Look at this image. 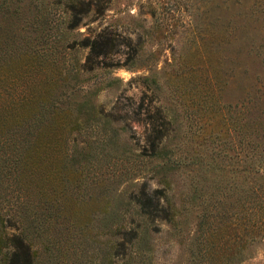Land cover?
I'll return each mask as SVG.
<instances>
[{
    "label": "rangeland",
    "instance_id": "rangeland-1",
    "mask_svg": "<svg viewBox=\"0 0 264 264\" xmlns=\"http://www.w3.org/2000/svg\"><path fill=\"white\" fill-rule=\"evenodd\" d=\"M99 3L100 13L90 10L83 25L65 30L68 15L60 0L18 1L22 17L39 16L34 28L43 20L44 33L35 32L31 41L36 53L50 52L46 60L30 59L34 96L47 97L49 131H66L64 150L53 138L45 148L40 167L48 182L33 201L36 213L52 202L65 215L33 220L34 264H70L76 240L83 242L77 264H100L116 227L140 220L131 201L140 190L159 189L156 194L177 209L201 175L203 200L194 201L201 207L213 183L223 186V102L248 99L264 109V0ZM98 30L111 38L112 49L81 69L86 50L66 45ZM155 109L162 115L154 124L165 136L153 151L142 135ZM13 195L0 193L6 223L14 213ZM196 219L193 210L177 229L156 221L145 262L185 263ZM247 253L252 257L241 264H264V239Z\"/></svg>",
    "mask_w": 264,
    "mask_h": 264
},
{
    "label": "trees",
    "instance_id": "trees-1",
    "mask_svg": "<svg viewBox=\"0 0 264 264\" xmlns=\"http://www.w3.org/2000/svg\"><path fill=\"white\" fill-rule=\"evenodd\" d=\"M18 1L0 0V193L12 192L15 202L9 223L3 222L5 216L0 213L2 264H34L33 220L38 215L54 220L65 215L52 202L51 209L48 206V210L39 213L33 210L35 194L42 196L48 182L40 167L45 148L53 138L58 149L64 150L62 135L66 131L57 126L49 131L46 126L47 97L45 94L34 96L30 59L46 60L45 56L50 52L36 53L31 41L37 37L35 32L44 33L43 20L39 22V29L34 28L39 16L32 13L30 17H22ZM60 1L68 15L65 30L83 25L81 18L90 10L97 13L103 10L100 0ZM112 46L111 38L103 30L72 39L66 45L69 49L86 50L81 69L92 68ZM260 47L264 58V43ZM251 108L254 105L248 99L233 104L223 102V186L219 188L213 183L206 202L199 208L194 201L203 200L201 175L197 176L191 194L177 209L168 203L166 196L156 194L159 189L150 193L138 191L131 201L136 205L135 214L140 220L116 227V235L109 243L107 254L100 258V264H147L145 260L150 252L147 237L148 233L158 230L155 222L177 229L186 214L193 210L197 219L189 258L181 264H241L252 257L247 253L248 248L264 239V109ZM150 114L142 137L156 151L165 132L162 126L154 124L156 114L162 115L161 111L155 109ZM36 120L39 127L35 125ZM46 130L52 132V136L45 137ZM58 162L62 163L59 168L62 167L64 157L61 156ZM212 175L214 182L215 174ZM59 180L63 187L64 177L59 175ZM81 243L76 240L72 249L75 256L70 259V264H77ZM57 245L55 249L60 254L62 250Z\"/></svg>",
    "mask_w": 264,
    "mask_h": 264
}]
</instances>
